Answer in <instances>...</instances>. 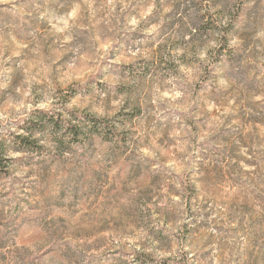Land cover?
I'll use <instances>...</instances> for the list:
<instances>
[{
  "label": "clouds",
  "instance_id": "1",
  "mask_svg": "<svg viewBox=\"0 0 264 264\" xmlns=\"http://www.w3.org/2000/svg\"><path fill=\"white\" fill-rule=\"evenodd\" d=\"M0 264H264V0H0Z\"/></svg>",
  "mask_w": 264,
  "mask_h": 264
}]
</instances>
